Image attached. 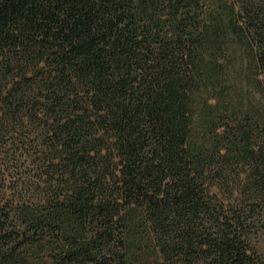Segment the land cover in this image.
Instances as JSON below:
<instances>
[{
    "label": "trees",
    "instance_id": "obj_1",
    "mask_svg": "<svg viewBox=\"0 0 264 264\" xmlns=\"http://www.w3.org/2000/svg\"><path fill=\"white\" fill-rule=\"evenodd\" d=\"M0 264H264V0H0Z\"/></svg>",
    "mask_w": 264,
    "mask_h": 264
}]
</instances>
